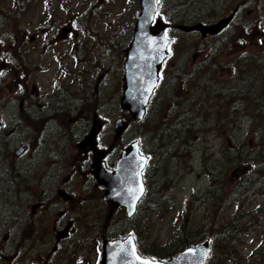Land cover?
<instances>
[{
  "label": "rangeland",
  "instance_id": "374dc122",
  "mask_svg": "<svg viewBox=\"0 0 264 264\" xmlns=\"http://www.w3.org/2000/svg\"><path fill=\"white\" fill-rule=\"evenodd\" d=\"M30 1L0 0V19L4 9L11 17L10 23L14 18H26L21 26H9L15 33L22 27V36L25 32L27 36L33 35L40 29L38 19L49 2L39 0L31 5ZM60 1V18L77 17L81 24L78 25L79 41L63 43L61 49L73 51L80 43L81 47L86 45L89 49L96 45L104 53L90 51L86 65L77 63V58L81 57L74 55L67 61L70 70L62 75L47 67L33 71L31 85L37 87L39 96L34 94L25 105V112L29 113L25 115L27 119L18 115L20 101L6 103L18 89V77L13 75L6 79L8 85L0 90V100L2 96L5 100L0 101V108L8 112L3 119L5 127L0 130V264H98L103 240L125 239L130 233L137 237L140 254L168 260L183 249L213 236L219 237L218 233L230 229L234 252L233 259H227L226 263L264 264V0H248L243 14L236 17L222 35L205 40L198 34L183 33L176 26L217 22L230 16L237 2L242 0H163L159 16L171 23L172 57L165 67L160 88L151 100L145 122L141 125L131 122L129 130L118 141L114 138L116 120L130 119L120 108L121 93L100 81V106L90 100L81 103V82L87 81L92 89L98 83V76H104L101 68H109L112 71L109 79H112L115 66L122 78L124 57L121 52L132 39L139 1L133 0L132 4L127 0L106 1L105 13L121 12L116 16L120 21V34L115 39L120 54L116 51L115 55H108L101 46L108 44L113 33L100 34V40L85 35L84 25H89L86 19L97 22L95 11L103 2ZM99 27L107 29L104 23ZM44 44L36 46L42 51ZM216 51L218 53L210 58ZM196 53L207 62L200 68L201 58L195 61ZM55 56L53 52L36 55L32 57V66L35 69L40 63L49 65ZM2 61L0 58V65ZM5 69L6 66H0V76ZM56 102L68 110L66 115H51L50 121L41 122L43 117L52 114L50 111L57 106ZM80 113L83 120L90 117L86 129L84 122L77 120ZM95 113L99 114L98 122L103 125L99 141L106 149L113 146L117 154L139 140L142 151L148 156L150 153L149 191L131 219L119 208L107 223L109 209L102 195L101 198L91 196V191L85 192L88 187L83 184L75 190L74 175L71 194L77 203L70 219L77 222L76 229L68 241L62 242L61 249H54L52 243L48 247L36 244L39 241L36 224H33L36 218L30 215L33 202L28 198L33 192L42 194L44 190L39 182L43 177L35 173L44 175L39 155L44 151V155L56 152L59 156V152L65 150V159L73 162L74 159L69 158L75 156L73 146L89 132ZM20 145L27 149L22 158L14 154ZM68 149L72 154H68ZM115 150L113 148L112 152ZM233 160L245 163L231 169ZM24 161H29L26 167ZM56 171L60 172L61 179L70 172L69 168ZM233 175L237 177L235 180ZM213 194L220 197L213 198ZM47 213L50 216V211ZM57 220L50 219L51 223ZM44 231L42 237L48 235L47 230ZM225 240L217 243L225 247L224 252L230 245V241ZM219 253L215 251L213 264L224 261L221 257L230 256L229 251L226 255Z\"/></svg>",
  "mask_w": 264,
  "mask_h": 264
},
{
  "label": "flooded vegetation",
  "instance_id": "af4514ba",
  "mask_svg": "<svg viewBox=\"0 0 264 264\" xmlns=\"http://www.w3.org/2000/svg\"><path fill=\"white\" fill-rule=\"evenodd\" d=\"M38 1L39 0H36L35 4H37ZM68 1L71 2V0ZM106 1L107 0H99V3L103 2V4L100 6V9L98 11H95V17L97 19V22H91L92 19L89 18L86 19V22L87 23L89 22V25L86 26V23L84 25L86 30L85 35L86 37H88L89 35L96 36L97 39H99V35L102 33L105 34L113 33L108 44L101 46H103L107 50L108 55H115L116 51L120 54V49L119 46L116 44L115 39L116 37H119L120 34V21H118L116 16L117 14H121V12L112 13L111 11H107L105 13L103 8L106 4ZM132 1L133 0H127V2L130 4L133 3ZM247 3L248 0H242L241 2L239 1V3L237 2L236 7L232 13V15L234 14V19L240 16L241 14H243L244 8H246ZM60 5H61L60 0H49V2L44 5V11L42 9V17L38 19V21L40 22V29L39 30L36 29V32L33 35L27 36V32H25L24 35L22 36L23 29H21L22 27L21 28L19 27L17 30L18 31L17 38L14 37L11 40V42H9L10 19L5 16L4 12H3L4 17L0 19L1 21L0 22V58H3L2 64L0 66L4 68L6 66L5 72L3 73L5 75L4 80L6 79L8 80L9 78L14 76L18 77L17 78L18 89L16 92H14L11 95V99H9V101H7L6 103L16 104L19 103V101L21 102L18 113L21 119H27V116L25 117V115L29 114L25 112L26 111V109H24L25 105H27L34 98L33 97L34 94L36 97L39 96V91L37 87L31 85L30 75L33 71H36L38 69L41 70L42 67L45 68L47 67L49 70L50 69L53 70L55 74L58 75L59 73L62 75L64 74V72L70 70L67 61H69L74 55L77 57H81V58H77L78 59L77 63H79L80 65H86V63L89 61V57L87 55L91 54L92 51L98 50L104 53L96 45L91 46V49H89L86 47V45H83L81 47L80 43L76 44V46L73 48V51H70L68 49L66 50L61 49L60 46L63 43H67L72 40L79 41V36H80L79 31L81 29L78 27V25L81 26V24L79 22L80 20L77 17L68 18L67 17L68 15H65V18L63 19L60 18V12H59V9L61 8ZM67 11H69V9H67ZM84 15L87 17V14ZM101 17L103 18L101 19ZM112 18H114L115 21L110 22ZM25 20L26 18L14 19L12 24L15 26H21L24 24ZM18 21H20L19 25L17 24ZM102 23H104V26L105 25L107 26V29L105 28L102 30L99 29L100 28L99 25H102ZM205 24H210V23H205ZM226 30H224L221 34H218L216 36H203L201 33H195V34L200 35L203 40L213 39L217 36L222 35ZM128 37H131V34ZM253 38H256V35H253ZM42 42L43 44L44 43L45 44L42 47V51H40L39 47H37L36 45H41ZM52 52L56 56L54 57L53 60L49 61V65L42 66V63H40L34 69V66H32L31 63L32 57L34 58L36 57V55H41V54L45 55V54H50ZM217 53L218 51L212 52L209 55L210 58ZM194 57L196 61L198 60L200 55L196 53ZM13 58H18V60H15ZM200 58L201 61L199 63V68L200 66H202V64L207 63L203 56H201ZM85 72L86 71H83V73ZM101 72L104 74V76L102 75L98 76V83L92 89L89 87L87 81L82 80L81 82L82 97L80 98L81 103H84L86 100H90L94 105H98V106L100 105L99 104L101 103V98L99 96V87H100L99 84L101 83L100 81H102V83H107L108 87L110 88L113 87L115 90L117 89L121 93L122 78L120 76V71L117 70V66L113 68L114 76L112 79H109L112 77L111 74L112 71H110L109 68L106 69L101 68ZM5 85H8V83L6 81H1L0 90ZM3 98L4 97L2 96L1 100H4ZM3 102H5V100ZM56 105L57 106L53 107L50 111L52 112V114L43 117L40 120L41 122L47 123L48 121H50V118H52L51 115L54 116L60 115V117L66 115V112L68 110L62 108L60 102L59 103L56 102ZM63 105H65V103ZM6 113L8 114V112H6L5 110L3 111V108H0V122H2L3 119L6 118ZM44 115L45 114H43L42 116ZM98 117L99 114H95L92 119V123L98 120ZM77 120L84 122L82 125L84 126L85 129L90 124V121L89 119H87V116L83 120L82 113L79 114ZM87 134L83 138H85ZM83 138L81 140H83ZM79 142L77 143L76 146H73L74 149L76 148L75 156L69 157L71 159L72 158L74 159L73 162L70 159H65L64 156L67 155L65 150L59 152V156L57 155L58 153L56 152H51V155L49 154L44 155V151L39 155L38 160H40V158H42L43 160L42 166H44V171H43L44 175H41L39 172H35V173H37V176L43 177V179L42 180L40 179L39 182H40V186L43 187L44 190L42 194L38 192H33L28 198L29 201L33 202L30 215L33 219L36 218V222L33 223L34 225L36 224L34 228L36 229V233L39 239V241L36 242V244L48 247L51 246L52 243L54 249H61L60 245L62 244V242L68 241L73 231L76 229L75 224L77 222L74 223L70 219L72 217V212H73L72 208H74L75 204L77 203L75 201L74 196L71 194L73 193L71 183H73L72 179L74 175L76 176L75 183L73 184L75 190L78 189L79 184H83L88 187V189H86L85 192L91 191L92 193L91 196L101 198L102 195L103 198V192L96 187L94 177L91 171L94 155L91 151H85L80 149L78 146ZM100 143L101 142L99 141L98 142L99 147L101 149H105V146L104 145L102 146ZM113 148L115 150V147L111 146L107 151L108 154L106 158V163L110 168L115 167L116 165L115 162H117L116 160L118 159V154H119V153L116 154V150L112 152ZM48 149L52 150L51 147H49ZM26 154H27V149L25 147L24 153L20 158H22ZM68 154H72V151L70 149H68ZM151 160L152 157L149 153V167L151 164ZM28 164L29 161H24L23 166L26 167ZM35 168L39 170L37 166H35ZM66 168H69L70 172L61 179L60 172H57L56 170L58 169L62 170ZM148 190H149V183H148ZM20 201L23 207L21 198ZM142 203L143 201L141 202V205ZM47 211H50V216L48 215ZM53 217L58 218V220L51 223L50 219ZM45 229L47 230L46 234L48 235L46 236L44 235L42 237L41 235L45 234L44 231ZM63 232L65 233L66 236L61 237ZM49 236L54 240L51 241ZM43 238H45V241H43Z\"/></svg>",
  "mask_w": 264,
  "mask_h": 264
},
{
  "label": "water",
  "instance_id": "95a60500",
  "mask_svg": "<svg viewBox=\"0 0 264 264\" xmlns=\"http://www.w3.org/2000/svg\"><path fill=\"white\" fill-rule=\"evenodd\" d=\"M159 0H140V14L135 26L131 44L122 53L124 61L123 89L120 108L130 115L128 121L119 118L115 122V140H119L129 129L130 123L141 124L146 116L150 99L156 90L165 61L169 57L168 46L172 40L165 37L169 27L163 20L155 21ZM233 16L212 25H180L184 32L199 31L204 36L216 35L232 21ZM102 125L95 122L85 139L79 144L80 149L93 152L92 174L96 186L104 193V201L109 204L110 217L115 209L124 207L128 217H133L137 204L145 193L143 171L148 158L140 153L138 141L122 150L115 168L107 166V152L97 146V138L102 132ZM24 148L15 151L21 156ZM234 180L236 177L233 178ZM63 232L61 237H64ZM210 242L185 249L175 258L158 261L141 256L137 251L133 235L124 240H105L103 257L100 264H207L210 258Z\"/></svg>",
  "mask_w": 264,
  "mask_h": 264
},
{
  "label": "trees",
  "instance_id": "16d2710c",
  "mask_svg": "<svg viewBox=\"0 0 264 264\" xmlns=\"http://www.w3.org/2000/svg\"><path fill=\"white\" fill-rule=\"evenodd\" d=\"M5 13V16L6 17H8L9 19H11V17H9V14H8V12H4ZM240 151L238 150V152L237 153H239ZM242 159V158H241ZM243 163H245V161H240V162H238V163H236V160H233V165H232V168L231 169H233L234 167H235V165H237V164H243ZM258 174V173H257ZM258 177H259V175H258ZM213 198L214 197H220L219 195H215V194H213V196H212ZM110 220H106V222L108 223ZM229 228H225V230H228ZM230 231H231V229L230 230H228L227 232H223V234H222V232L221 233H218V235H219V237H215V236H213V238H211V240H212V242L213 243H215L216 244V247L215 246H213V248H212V250H213V254H212V259H211V261H209V263L208 264H211L212 262H213V260H214V254H215V251L217 252L218 250L220 251V253H222V254H224V255H226L227 254V252L229 251V253H230V256L232 255L233 256V253L232 252H234V246H233V244H232V241H231V235H230ZM225 239H228L229 241H230V245L228 246V248H227V251L226 252H224V250H225V247L224 246H222V245H220V244H218L217 245V243H220V240H222V241H225L226 242V240ZM183 243H186V242H183ZM182 243V244H183ZM213 245V244H212ZM219 253V254H220ZM150 256H153V255H150ZM221 256V255H220ZM228 257V258H226V257H221L220 259L221 260H224V261H219V264H225L226 263V261H228L227 259H229V260H232L233 259V257L231 256V257ZM153 257H157V256H153ZM231 258V259H230ZM214 263V262H213ZM212 263V264H213ZM215 264H218V261H217V263H215ZM226 264H228V263H226Z\"/></svg>",
  "mask_w": 264,
  "mask_h": 264
},
{
  "label": "bare ground",
  "instance_id": "6f19581e",
  "mask_svg": "<svg viewBox=\"0 0 264 264\" xmlns=\"http://www.w3.org/2000/svg\"><path fill=\"white\" fill-rule=\"evenodd\" d=\"M13 59H15V60H18V58H13ZM109 215H110V211H109V213H108ZM113 214V213H112ZM99 264V263H98Z\"/></svg>",
  "mask_w": 264,
  "mask_h": 264
}]
</instances>
